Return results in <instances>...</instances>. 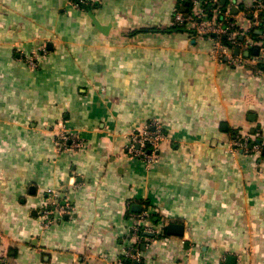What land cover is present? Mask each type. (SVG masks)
<instances>
[{
	"label": "crops",
	"instance_id": "0c3cea01",
	"mask_svg": "<svg viewBox=\"0 0 264 264\" xmlns=\"http://www.w3.org/2000/svg\"><path fill=\"white\" fill-rule=\"evenodd\" d=\"M78 1L0 0V262L116 264L147 211L158 234L144 233L146 264H264V152L232 147L239 136L264 141V75L172 27L188 1L95 0L88 11L103 31ZM40 45L31 70L19 52ZM153 119L165 139L146 167L124 148ZM59 125L83 147L56 153ZM47 190L74 213L44 228Z\"/></svg>",
	"mask_w": 264,
	"mask_h": 264
},
{
	"label": "built area",
	"instance_id": "2783aa9c",
	"mask_svg": "<svg viewBox=\"0 0 264 264\" xmlns=\"http://www.w3.org/2000/svg\"><path fill=\"white\" fill-rule=\"evenodd\" d=\"M188 1L190 7L182 12L179 6L175 7L172 15L171 26L185 28L195 35L209 40L212 44L210 55L213 59L223 62L230 67H248L257 75H264V0H229L226 7L219 5L220 0H180ZM95 0H80L78 4L87 5ZM233 2V3H231ZM214 5L209 15L206 7ZM233 8L240 9L242 14L250 18V28L245 29L237 25L233 15ZM225 39V43L223 42ZM257 49V53L252 51ZM238 51V54L235 51ZM249 52V56L244 55ZM19 60L26 66L35 70L46 55L43 45L30 50L28 53L19 52ZM165 139V130L158 119L151 120L143 128L132 130L127 136L125 152L131 158L142 160L149 167L156 160L161 142ZM55 152H69L81 149L83 142L75 132L59 125L54 141ZM233 150L246 154L264 152V141L259 145L250 146L248 136H239L232 142ZM74 213L73 204L65 193L58 190H47L43 206L39 212L42 227L47 228L57 220L71 216ZM148 212L143 211L133 218L129 231L128 242L123 247L121 258L116 264H146L139 247L143 241L144 233H157L148 227ZM0 264H10L1 260Z\"/></svg>",
	"mask_w": 264,
	"mask_h": 264
},
{
	"label": "water",
	"instance_id": "95a60500",
	"mask_svg": "<svg viewBox=\"0 0 264 264\" xmlns=\"http://www.w3.org/2000/svg\"><path fill=\"white\" fill-rule=\"evenodd\" d=\"M224 0H222L223 2ZM82 7L83 9L87 12L88 16L90 17L92 23L96 26V28H98L99 30L103 31L105 30V27L103 26H100L99 22L97 21V19L95 18V16L90 12L88 11V8L86 5L82 4ZM233 12H235V9L233 8ZM236 54H238V51L236 50L235 51ZM257 53V49H255L253 51V54H256ZM245 56H249V52H245L244 53ZM182 230H183V226L181 225H176V224H169L167 226V233L168 234H173V235H180L182 234Z\"/></svg>",
	"mask_w": 264,
	"mask_h": 264
},
{
	"label": "trees",
	"instance_id": "16d2710c",
	"mask_svg": "<svg viewBox=\"0 0 264 264\" xmlns=\"http://www.w3.org/2000/svg\"><path fill=\"white\" fill-rule=\"evenodd\" d=\"M219 5L224 8L226 7L227 4H221V0L219 1ZM87 8L90 10L92 8V6H90L89 4H87ZM211 9L212 7L211 6H207L206 7V12L210 15L211 14ZM223 42L225 43V39L223 38Z\"/></svg>",
	"mask_w": 264,
	"mask_h": 264
}]
</instances>
